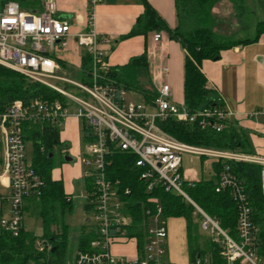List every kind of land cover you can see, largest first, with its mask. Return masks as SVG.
<instances>
[{
    "label": "built area",
    "instance_id": "2783aa9c",
    "mask_svg": "<svg viewBox=\"0 0 264 264\" xmlns=\"http://www.w3.org/2000/svg\"><path fill=\"white\" fill-rule=\"evenodd\" d=\"M100 1L89 0V26L73 34L69 21L58 15L55 0H44L41 10L25 8L17 0H0V65L65 98V101L40 97L16 100L0 112V133L5 144V155L0 163V228L19 235L24 226L25 199L40 196L45 184L27 161L24 124L62 127L74 117L88 128L89 139L84 145L86 152L82 162L83 178H90L92 183L85 203L92 213L86 224L93 228L94 237L85 250H77L73 264H172L167 256L168 228L164 208L159 202L145 204L141 199L129 200L130 189L123 188L120 181L109 174L115 150L137 155L136 164L144 168L140 177L148 189L160 183L167 191L181 194L195 206L202 215L200 228L208 233L209 241L220 246L224 264H264V258L257 251L259 226L253 219L250 197L227 162L260 164L259 182L264 196V157L189 144L162 127L163 121L173 117L220 131L231 114L223 100V105L191 112L184 103L174 101L172 87L166 81L157 84V94L151 100H128L131 91L111 76V64L103 48L111 39L100 35L95 26L94 7ZM73 36L90 56L88 77L80 80L65 75L55 57L59 50L69 46ZM162 37V31L154 32V41ZM161 71L168 73L169 67L163 66ZM262 84L264 86V77ZM68 87L81 94H75ZM184 153L227 162L215 189L218 192L228 190L236 202L234 234L209 216L183 189L186 180L182 172ZM67 200H72L71 195ZM138 209L141 212L137 214ZM115 244L130 245L133 254L115 255L112 251ZM50 247L47 240L37 239L39 251ZM191 264L213 262L209 255H198Z\"/></svg>",
    "mask_w": 264,
    "mask_h": 264
},
{
    "label": "trees",
    "instance_id": "16d2710c",
    "mask_svg": "<svg viewBox=\"0 0 264 264\" xmlns=\"http://www.w3.org/2000/svg\"><path fill=\"white\" fill-rule=\"evenodd\" d=\"M17 1L25 8L42 9L41 0ZM217 1L219 0H175L177 24L175 27H170L159 12L147 0H143L144 10L125 36L146 35L150 31L157 30L164 31L169 38L181 44L185 50L184 104L191 112L205 107L223 105L216 91L207 84V77L201 69L202 61L205 59L217 60L224 50L256 42L264 33V21L257 19L254 7L248 10L247 0L229 1L232 2L237 18L243 24L241 31L247 29L244 22L247 13H254L256 25L253 36L239 37L234 34L224 35L216 32L214 30L216 21L212 9ZM89 63L90 56L86 52L82 62V78L88 77ZM110 73L116 82L128 90L142 95L144 100L149 101L157 94L156 89L147 88L143 84L145 79L150 81L146 51L140 55L132 56L124 64L111 65ZM34 97L65 101L64 96L57 91L41 83L32 82L23 74L0 65V112L16 100L26 101ZM161 124L168 133L189 144L252 153L250 142L243 129L229 119L220 131L211 127L202 128L195 122L181 121L173 117L166 119ZM82 130L85 145L89 138L88 128L84 122H82ZM23 131L25 140L29 139L33 142L32 165L45 182L40 196L26 198L29 200L28 206L34 207L42 218L44 236H35L24 226L17 236L0 228V264H63L62 254L67 244V237H65L66 225L61 223L60 219L64 218L67 209H71L72 200H67L71 194L66 191L63 179H56L52 175L55 150L62 142L61 127L52 124L25 123ZM1 151L0 140V163L3 159ZM200 157L201 160L208 161L207 174L194 179L186 176L182 168L186 177L183 189L209 216L217 219L223 228L230 229L234 234L238 213L236 202L228 190L218 192L215 189L217 178L228 162L232 173L244 183L250 197L253 219L259 226L257 251L264 258V196L259 182L262 166L252 162H226L205 156ZM111 160L109 174L112 178L118 179L123 188L130 189L129 200L137 198L145 204L159 202L164 208L166 217L168 215L186 216L191 261L198 255H209L213 264H224L219 245L207 241L206 246L202 247L193 223V215H196L200 220L202 215L193 204L181 194L171 190L167 191L160 183L152 189H148L147 183L140 177L144 168L136 164V154L130 151L115 150L111 155ZM85 184L90 192L92 190L90 178L85 179ZM85 209L90 211L86 203ZM132 212L135 213L133 210ZM136 212L138 214L141 211L138 209ZM54 226H56V231L53 230ZM89 227L82 226L78 238V249L85 250L93 239L94 230ZM59 230L61 231L58 232ZM39 238L47 240L51 245L50 249L39 251L36 248V241Z\"/></svg>",
    "mask_w": 264,
    "mask_h": 264
},
{
    "label": "crops",
    "instance_id": "0c3cea01",
    "mask_svg": "<svg viewBox=\"0 0 264 264\" xmlns=\"http://www.w3.org/2000/svg\"><path fill=\"white\" fill-rule=\"evenodd\" d=\"M41 1L43 4L44 0ZM147 1L170 27L176 26L175 0ZM224 1L233 5L229 0H219L212 9L213 15L217 6ZM252 2L257 19L264 21V0H252ZM55 3L58 15L69 21L73 34L87 29L89 26V0H55ZM33 10L38 9L34 8ZM143 10V0H102L95 5V26L100 35L111 39V43L103 45L107 58L112 66H116L126 63L132 56L140 55L146 51L151 86L156 89L158 83L168 82L172 87L173 99L176 100L179 96L181 103H184L185 50L181 44L169 38L164 31H162L163 37L157 42L154 41V32L157 30L150 31L146 35L125 37ZM85 53L86 50L77 44L73 36L69 46L59 50L55 57L64 73L67 70H72L81 74ZM163 66L169 67L168 73H162ZM201 69L207 77L208 86L216 91L230 111L229 120L239 125L248 140L251 139L254 144L255 153L250 154L264 157V86L262 84L264 33L256 42L224 50L217 60H203ZM79 121L71 117L64 123L63 128L70 127ZM63 132L61 129V140ZM83 171L84 167L80 172L82 178ZM52 175L56 179L61 178L60 175L53 173ZM66 191L72 194L71 191ZM83 226L89 225L85 223Z\"/></svg>",
    "mask_w": 264,
    "mask_h": 264
},
{
    "label": "rangeland",
    "instance_id": "374dc122",
    "mask_svg": "<svg viewBox=\"0 0 264 264\" xmlns=\"http://www.w3.org/2000/svg\"><path fill=\"white\" fill-rule=\"evenodd\" d=\"M248 10L253 8L252 0H247ZM256 17V16H255ZM254 13H247L246 21L247 25L246 31H241L243 24L237 18L236 12L233 5L229 4L227 1L221 2L216 11H214L215 25L214 30L220 34L224 35H237L239 37H252L255 32V21ZM250 26V27H248ZM3 66V65H2ZM6 67V66H5ZM69 78L74 80L82 79V74L73 72L72 70H67L65 72ZM143 80V84L147 88H151V84ZM69 90L75 94L80 95L81 93L75 88L68 87ZM128 100L131 101H143L142 95L130 92L128 94ZM177 104H182L180 97L174 100ZM63 132V126L61 127ZM82 122H75L72 126L64 129L63 138L60 146L55 150V155L53 159L52 173L60 175L64 181L65 189L71 191L72 194V207L65 211V215L61 220V223L66 225L67 244L64 247V252L62 254L63 264H73L74 258L77 253V239L81 232L83 224L86 223L87 218H91L92 213L84 209V204L86 202V194L88 193L86 184H84V179L82 174H80L84 164L82 158L86 152L83 137H82ZM0 139L2 140V156L5 155V144L2 133H0ZM250 147L252 153H255V147L251 139H249ZM25 153L26 158L29 163H32L34 156L33 142L29 139L25 140ZM71 157L70 160H66L65 156ZM208 161L201 160V157L192 153L183 154L182 168L184 174L191 178H200L202 175H206L208 171ZM73 177V178H72ZM29 200H25V210H24V227L27 231L33 232L35 236H44V228L42 218L39 216L34 207H29ZM60 215V211H59ZM60 217V216H59ZM193 223L195 225L196 233L199 237V241L202 247H205L207 241H209V235L200 228V219L196 215H193ZM166 224L168 228V259L172 264H191V248L188 238V219L184 215H168L166 218ZM199 224V225H198ZM197 226V227H196ZM194 228V227H193ZM55 229V230H54ZM56 231V226L53 228ZM59 230L58 232H60ZM133 248L128 244H115L112 251L115 255L128 256L133 254Z\"/></svg>",
    "mask_w": 264,
    "mask_h": 264
},
{
    "label": "water",
    "instance_id": "95a60500",
    "mask_svg": "<svg viewBox=\"0 0 264 264\" xmlns=\"http://www.w3.org/2000/svg\"><path fill=\"white\" fill-rule=\"evenodd\" d=\"M65 159H66V160H70L71 157H70V156H65Z\"/></svg>",
    "mask_w": 264,
    "mask_h": 264
}]
</instances>
